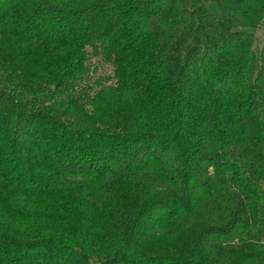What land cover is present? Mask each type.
I'll return each instance as SVG.
<instances>
[{
  "label": "trees",
  "instance_id": "obj_1",
  "mask_svg": "<svg viewBox=\"0 0 264 264\" xmlns=\"http://www.w3.org/2000/svg\"><path fill=\"white\" fill-rule=\"evenodd\" d=\"M0 264H264V0H0Z\"/></svg>",
  "mask_w": 264,
  "mask_h": 264
},
{
  "label": "rangeland",
  "instance_id": "obj_2",
  "mask_svg": "<svg viewBox=\"0 0 264 264\" xmlns=\"http://www.w3.org/2000/svg\"><path fill=\"white\" fill-rule=\"evenodd\" d=\"M210 8H211V10H212V12L218 17L219 16V11H218V9L215 7V5H211L210 6Z\"/></svg>",
  "mask_w": 264,
  "mask_h": 264
}]
</instances>
